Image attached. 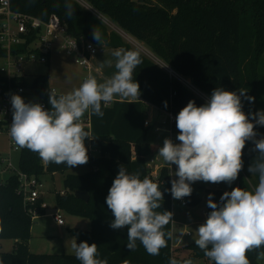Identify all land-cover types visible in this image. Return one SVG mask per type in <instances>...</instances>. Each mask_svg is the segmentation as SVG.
<instances>
[{
  "label": "trees",
  "instance_id": "16d2710c",
  "mask_svg": "<svg viewBox=\"0 0 264 264\" xmlns=\"http://www.w3.org/2000/svg\"><path fill=\"white\" fill-rule=\"evenodd\" d=\"M93 9L114 22L127 34L142 42L176 75L190 80L193 87L209 98L212 91L222 87L228 91L244 88L249 102L242 98L245 114L260 111L257 106L259 78L257 66L264 53V0H84ZM15 12L27 13L47 20L55 14L66 27L68 34L91 41L96 46L123 48L136 51L142 63L134 70L133 79L139 83L140 96L131 101L114 100L101 102L103 117L88 115L91 135L90 145L96 154L88 151L87 171L82 174L66 173L63 176V194L55 195V204L74 215L90 220V228H72L71 232L79 244L87 241L98 245L99 259L107 264H168L175 258L183 264L188 259H202L205 264H214L194 241L185 245L187 258L179 259L171 247V238L159 255H149L137 241V248L126 247L128 228L112 229L114 219L106 204L109 189L124 165L129 173L147 176L146 159L153 154L154 146L146 140L148 126L145 119L147 108L152 105L171 114L175 119L179 111L194 100L197 106L206 101L197 96L181 80L169 74L150 58L133 48L116 32H108L105 26L76 0H9ZM71 5V14L66 5ZM94 29L100 34V41L93 38ZM4 51L0 48V56ZM11 84L32 88L50 109L48 76L34 75L31 82L25 78H14ZM8 81L0 75V93ZM58 96V95H57ZM167 102L165 107L164 102ZM251 119V117H249ZM255 123V121H252ZM3 122L0 120V127ZM171 128L178 132L176 120ZM255 131L264 136V126L256 125ZM252 141L243 149L244 167L238 175V187L255 188L258 174L248 171L257 153L251 151ZM17 167L28 175L40 177L43 174L65 173L70 168L65 164L45 163L37 153L20 148ZM169 170L163 165L158 170L157 182L164 199L157 211H171V180ZM201 188V187H200ZM19 179L11 174L0 183V240L15 241L11 252L0 251V264H81L75 254H33L27 242L30 238L32 218L23 205L18 193ZM74 191H85L89 195L85 202L74 196ZM212 199L219 203L222 189H208ZM187 205H196L200 197L196 191L185 197ZM38 215L44 213L37 208ZM211 211L207 208V215ZM171 231V222L165 226ZM264 253V246L247 253L250 264H258V254Z\"/></svg>",
  "mask_w": 264,
  "mask_h": 264
},
{
  "label": "clouds",
  "instance_id": "9594fccd",
  "mask_svg": "<svg viewBox=\"0 0 264 264\" xmlns=\"http://www.w3.org/2000/svg\"><path fill=\"white\" fill-rule=\"evenodd\" d=\"M71 14V5H66ZM93 38L100 41L94 29ZM114 75L104 82L89 76L78 88L57 96L48 91L50 109L40 103L25 102L19 94L11 95L12 123L9 134L19 148L35 152L45 163L65 164L69 168L88 163L85 139L91 135L85 130L82 118L85 113L103 117L101 102L105 106L116 97L140 96L139 83L133 79L134 70L142 63L140 55L132 50H116ZM111 65L112 61L107 62ZM244 88L228 91L215 88L210 98L197 106L190 100L176 116L178 135L174 143L165 138L157 156L172 166L178 179L171 180L170 193L180 200L192 194V184L197 181L231 185L244 167L242 159L246 142L252 141L251 151L257 153L248 171L258 174V184L253 190L235 187L225 191L220 202L210 193L207 206L211 209L204 223L196 229L195 244L214 264H250L247 253L264 246V136L257 139L256 125L264 126V111L245 114L242 98L249 102ZM167 107V102H164ZM251 117V119L249 118ZM252 121H255L253 123ZM164 193L157 182L139 173H129L124 165L109 189L106 204L114 219L112 229L127 226L126 247L135 251L139 241L149 255H159L167 246L172 232L165 226L173 222L171 211L161 208ZM167 237V238H166ZM81 264H107L99 259L98 245L76 239L71 244ZM264 253L258 254V259ZM168 264H181L170 258ZM183 264H192L191 260Z\"/></svg>",
  "mask_w": 264,
  "mask_h": 264
},
{
  "label": "rangeland",
  "instance_id": "374dc122",
  "mask_svg": "<svg viewBox=\"0 0 264 264\" xmlns=\"http://www.w3.org/2000/svg\"><path fill=\"white\" fill-rule=\"evenodd\" d=\"M85 9L90 10L92 14L105 26L108 32L113 31L121 36V38L129 43L133 48L150 58L152 61L157 63L159 66L164 68L169 72L170 75L178 77L181 82L190 88L197 96L207 101L209 97L200 92L198 89L192 86L190 80L187 78H182L172 72L160 59H158L149 48H147L142 42L133 38L125 31L120 29L114 22L109 18L102 15L95 9H93L84 0H76ZM123 49V48H121ZM106 50L105 47L97 46L96 53L92 58L100 56L102 52ZM124 50V49H123ZM107 51V50H106ZM91 58V59H92ZM116 58L112 61H115ZM1 62V61H0ZM94 67L96 64L94 61L91 62ZM25 78L30 80L34 75L46 74L48 76L49 88L54 89L57 95L67 94L73 89L78 88L81 83L89 76L93 75L98 82H104L110 77L106 75V72L96 73L94 71L86 70L79 66L75 61L73 56L66 55L62 50L55 46L50 54L45 59L43 63H35L26 65L24 67ZM257 75L259 78L258 88H257V106L260 111H264V53L259 59L257 66ZM86 114V113H85ZM85 118V115L82 119ZM153 118V120H152ZM146 119L148 120V130L146 134L147 141H153L154 152L149 155L146 159V165H148L151 170H155L160 162L168 167L171 175L175 176L176 171L175 165H168L163 161L162 157L157 156L158 149L163 145L164 139L171 138L174 143H179L176 140L178 132H173L171 129V123L169 116L164 113L147 112ZM151 119V121H150ZM86 131H89V127H84ZM257 139L261 136L257 133ZM88 139H85L87 141ZM19 150H13L11 141L8 135L4 132L0 133V183L4 182L11 174L18 171L17 161H18ZM8 162H10L11 167H7ZM87 168L86 164L78 166L74 169L76 173H81ZM63 173H54L53 176L49 174H43L40 176L42 181V198L48 204V208L44 210L42 215L37 216L32 220L30 228V238L27 242L29 252L33 254H74V250L71 244L75 238L74 234L71 232L72 228H79L83 230H88L90 228V220L85 216L74 215L64 209H60L55 204V194L58 190H62V179ZM203 181H197L192 184L193 191H200V185H206ZM236 184V180L228 185L225 183L227 189H233ZM205 192V191H202ZM209 196L208 193L206 195ZM199 204V203H198ZM58 208V211L63 219L62 225H57L53 212ZM203 205H187L181 208L178 205L176 199H172V242L176 243L180 238L183 230L190 231V235L183 236V243H188L195 240L197 237L196 229L198 226L205 222L207 217L203 215ZM15 241L13 239H1L0 240V251L11 252L13 250ZM181 251V250H180ZM181 256L177 255L176 257ZM180 259V257H178ZM192 264H202V260L196 261V259L191 260ZM258 264H264V258L258 259Z\"/></svg>",
  "mask_w": 264,
  "mask_h": 264
},
{
  "label": "built area",
  "instance_id": "2783aa9c",
  "mask_svg": "<svg viewBox=\"0 0 264 264\" xmlns=\"http://www.w3.org/2000/svg\"><path fill=\"white\" fill-rule=\"evenodd\" d=\"M57 46L66 55L73 56L74 61L86 70H91V58L96 53L97 46L84 38L74 37L66 31V27L55 14H51L47 20L27 13L15 12L10 8L9 0H0V48L4 54L0 56V75L8 81L7 87L0 93V120L3 124L0 133L4 132L11 141L13 150H20L9 134L12 123L11 95H21L25 102L40 103L41 98L32 88L11 84L14 78H25L24 67L26 65L43 63L51 50ZM26 79V78H25ZM33 77L30 80L31 82ZM54 89H50L52 91ZM170 122L176 119L169 114ZM84 127H89V118L82 119ZM7 167H11L8 162ZM148 169L147 177L155 180L158 170ZM19 179L18 193L23 197V205L31 218L38 215L37 208L45 210L48 204L42 198V181L40 177L28 175L24 172L14 173ZM60 194L64 190H58ZM57 192V193H58ZM56 193V194H57ZM171 195V202H172ZM181 206H186V199L177 200ZM57 225L63 224V219L58 208L52 213ZM189 236L190 232L185 231Z\"/></svg>",
  "mask_w": 264,
  "mask_h": 264
},
{
  "label": "crops",
  "instance_id": "0c3cea01",
  "mask_svg": "<svg viewBox=\"0 0 264 264\" xmlns=\"http://www.w3.org/2000/svg\"><path fill=\"white\" fill-rule=\"evenodd\" d=\"M106 48V50L104 51V52H102L101 53V55L100 56H97V57H94V58H92L91 59V62L92 61H94L95 62V66L93 67L92 66V68H91V70H90V72L91 71H94V72H96V73H100V72H106V75L107 76H109L110 78L114 75V73L116 72V69H115V63H116V59H115V61L113 62V63H111V65H109L107 62L109 61V59H111V60H113L115 57L113 56V52L114 51H116V50H121V48H110V47H105ZM50 54V53H49ZM92 64V63H91ZM189 80V79H188ZM133 99H135V98H127V99H125V98H121V97H116V99L115 100H125V101H131V100H133ZM158 112V113H164V114H167V115H169L167 112H165V111H162V110H159L158 108H156V107H154V106H152V105H149L148 106V108H147V112L148 113H152L153 114V112ZM88 115H89V113H86L85 114V118H88ZM146 116H147V113H146ZM152 120H153V118H152ZM150 121H151V119H150ZM147 122H148V120L147 119H145V123H146V126H148L147 125ZM171 123V122H170ZM84 127V126H83ZM172 129V128H171ZM172 131V133L173 132H175V130L174 129H172L171 130ZM89 132V131H88ZM90 133V132H89ZM147 138V137H146ZM87 139V138H86ZM147 140V139H146ZM149 144H153V141L151 142H149V141H147ZM85 146H86V148L88 149V151L90 152V153H93V154H96L97 153V150L96 149H94V148H92L91 147V145H90V139H88L87 141H85ZM153 146V145H152ZM163 165H165V164H163L162 162H160L159 164H158V166L155 168V170H159V168L160 167H162ZM76 167H78V166H76ZM76 167H73V168H70L69 170H67L65 173H63V175L64 174H66V173H70V174H82V173H84V172H86L87 171V168L83 171V172H81V173H76L77 171H74V169L76 168ZM49 175H51V176H53L54 174H49ZM169 176L170 177H173V178H178V177H175V176H173V175H171V173L169 172ZM245 176H246V178H247V181H248V183H249V186L251 187V190H253L254 189V187L252 186V184L249 182V179L251 178L250 177V174H248V173H246L245 174ZM63 180V179H62ZM206 185H200L201 186V188H200V191L199 190H197L196 192L198 193V195H199V197H200V201H199V204H197L198 206H202L203 205V208H204V211H203V215H204V217H207V208H208V206H207V199H208V197L206 196L207 195V193H208V195H209V192H208V189H222V190H225V191H231L232 189H227V187H226V185H225V183L224 182H221V183H218V184H213V183H210V182H208V183H205ZM192 186V185H191ZM235 187H238V181H237V179H236V184H235V186L233 187V188H235ZM202 191H205V192H202ZM56 195V194H55ZM178 205L181 207V208H183V207H185V206H181L179 203H178ZM187 206V205H186ZM185 231H188V230H183L182 231V233H181V236H180V238L177 240V242L176 243H173L172 242V237H171V247L173 248V249H175L176 251H175V255L177 256L178 254L179 255H181V256H178V257H180V259H182V258H187L188 257V255H189V251L185 248V245L187 244V243H183V236H185L184 235V232ZM171 232H172V222H171ZM190 232V231H189ZM193 241H195V240H193ZM189 243V242H188ZM181 250V251H180ZM188 260H190V259H188ZM191 260H194V259H191ZM200 260H202V259H196V261H200ZM202 264H205V262L202 260Z\"/></svg>",
  "mask_w": 264,
  "mask_h": 264
},
{
  "label": "water",
  "instance_id": "95a60500",
  "mask_svg": "<svg viewBox=\"0 0 264 264\" xmlns=\"http://www.w3.org/2000/svg\"><path fill=\"white\" fill-rule=\"evenodd\" d=\"M74 196L78 199H81L85 202L88 201L89 195L85 191H74Z\"/></svg>",
  "mask_w": 264,
  "mask_h": 264
}]
</instances>
